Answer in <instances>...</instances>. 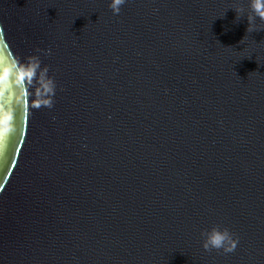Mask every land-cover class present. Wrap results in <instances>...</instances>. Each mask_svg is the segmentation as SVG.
Segmentation results:
<instances>
[{"label": "water", "instance_id": "obj_1", "mask_svg": "<svg viewBox=\"0 0 264 264\" xmlns=\"http://www.w3.org/2000/svg\"><path fill=\"white\" fill-rule=\"evenodd\" d=\"M110 2L0 0V264H264V21Z\"/></svg>", "mask_w": 264, "mask_h": 264}, {"label": "clouds", "instance_id": "obj_2", "mask_svg": "<svg viewBox=\"0 0 264 264\" xmlns=\"http://www.w3.org/2000/svg\"><path fill=\"white\" fill-rule=\"evenodd\" d=\"M125 2L126 0H111L109 7L114 15L120 13L121 6ZM249 10L250 15L247 16V31H256V29L252 27V24L256 19L264 21V0H249ZM39 64L40 61L38 56L30 57L27 64L17 68L15 72L17 82L33 77L36 70L39 68ZM46 87L49 91H52L54 85H51V82H49ZM201 236L202 246L206 251L215 249L230 253L233 252L237 246V240L233 238L230 231L226 228L221 229L219 226H213L210 230L202 232Z\"/></svg>", "mask_w": 264, "mask_h": 264}, {"label": "snow or ice", "instance_id": "obj_3", "mask_svg": "<svg viewBox=\"0 0 264 264\" xmlns=\"http://www.w3.org/2000/svg\"><path fill=\"white\" fill-rule=\"evenodd\" d=\"M3 49H2V47H0V59H2L3 58Z\"/></svg>", "mask_w": 264, "mask_h": 264}]
</instances>
